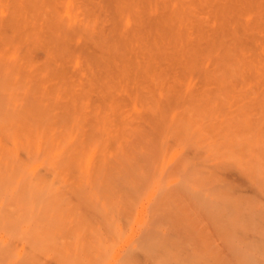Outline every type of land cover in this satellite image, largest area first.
Returning a JSON list of instances; mask_svg holds the SVG:
<instances>
[{"label":"rangeland","instance_id":"374dc122","mask_svg":"<svg viewBox=\"0 0 264 264\" xmlns=\"http://www.w3.org/2000/svg\"><path fill=\"white\" fill-rule=\"evenodd\" d=\"M0 264H264V0H0Z\"/></svg>","mask_w":264,"mask_h":264}]
</instances>
